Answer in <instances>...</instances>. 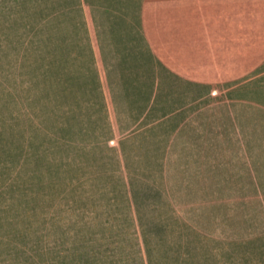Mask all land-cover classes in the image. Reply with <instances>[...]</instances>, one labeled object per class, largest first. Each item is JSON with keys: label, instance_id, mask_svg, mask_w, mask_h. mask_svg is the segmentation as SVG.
Instances as JSON below:
<instances>
[{"label": "crops", "instance_id": "0c3cea01", "mask_svg": "<svg viewBox=\"0 0 264 264\" xmlns=\"http://www.w3.org/2000/svg\"><path fill=\"white\" fill-rule=\"evenodd\" d=\"M263 81L264 0L62 4L23 40L13 82L0 80V185L17 174L30 120L57 145H109L119 158L62 191L50 225L62 221L56 250L70 248L58 264H180L184 225L258 239L264 97L238 93ZM212 86L223 97L208 100ZM166 121L156 181L132 173L130 138Z\"/></svg>", "mask_w": 264, "mask_h": 264}, {"label": "rangeland", "instance_id": "374dc122", "mask_svg": "<svg viewBox=\"0 0 264 264\" xmlns=\"http://www.w3.org/2000/svg\"><path fill=\"white\" fill-rule=\"evenodd\" d=\"M72 1L52 0L50 3L55 7ZM8 4L0 0V80L12 83L16 56L23 40L41 20L36 22L38 17L51 5L41 0H21L19 3L11 0L10 14H6L2 7ZM12 89L18 91L15 87ZM207 93L208 100L224 95L215 86ZM254 94L264 97V81L256 84L253 93L248 88L238 93L246 97H254ZM26 125L29 144L18 162L17 174L0 185V264H58L57 256L61 254L57 250L67 253L65 250L70 248L69 243H65L56 250L52 236L62 232V221L56 224L55 220L54 225H50L62 191L77 177L116 169L119 158L109 145L84 148L57 145L30 120H26ZM169 128L167 121L150 125L129 141L126 150L129 155L126 152L124 158L130 161L128 168L132 173L150 180L157 178L153 169L158 164L162 141ZM64 234L70 237L72 231ZM189 242L182 264H264V236L241 243L191 234Z\"/></svg>", "mask_w": 264, "mask_h": 264}, {"label": "trees", "instance_id": "16d2710c", "mask_svg": "<svg viewBox=\"0 0 264 264\" xmlns=\"http://www.w3.org/2000/svg\"><path fill=\"white\" fill-rule=\"evenodd\" d=\"M4 3H5V1L6 2H9V6H4L3 5V7H2V10L6 13V14H10V2H11V0H2ZM14 3H19V2H21V0H12ZM52 0H41V2L43 3V2H45V4H47V5H51V8L50 9H47L45 12H43V14L41 15V16H39L38 17V19L36 20V22L38 21V20H40V19H42V18H44L45 16H47V15H49L52 11H54L58 6H60V5H62V4H60V5H55V7H54V5L52 4V3H50ZM47 2H49L50 4H48ZM142 128L140 129V130H142L143 128H145V127H143V124L142 125H140ZM140 130H138L134 135H132V137L130 138V140L131 141H133L136 137H138V135H139V133H141L140 132ZM167 136V135H166ZM166 136L163 138V143H162V147H161V151H162V148H163V145H164V142H165V139H166ZM188 232H191L193 235H197V236H201V237H204L203 235H201V234H199V233H197V232H195V231H192V230H190L189 229V227L188 226H186V225H184V233L186 234V240H185V244H184V251H183V255H182V260H181V263L180 264H182L183 263V260H184V255L186 254V251H187V249H188V246H189V241H190V238L187 236V233ZM204 238H206V237H204ZM209 239V238H208ZM214 240V239H213Z\"/></svg>", "mask_w": 264, "mask_h": 264}]
</instances>
